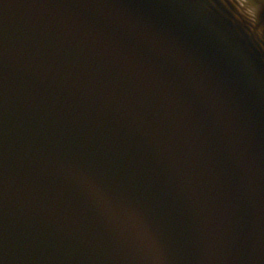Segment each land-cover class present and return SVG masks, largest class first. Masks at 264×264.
Listing matches in <instances>:
<instances>
[{"label": "water", "instance_id": "1", "mask_svg": "<svg viewBox=\"0 0 264 264\" xmlns=\"http://www.w3.org/2000/svg\"><path fill=\"white\" fill-rule=\"evenodd\" d=\"M0 264H264V0H0Z\"/></svg>", "mask_w": 264, "mask_h": 264}]
</instances>
